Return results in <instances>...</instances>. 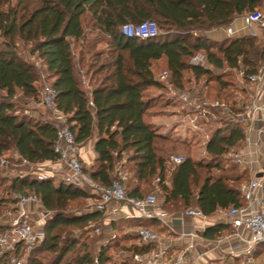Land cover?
<instances>
[{
    "label": "trees",
    "instance_id": "1",
    "mask_svg": "<svg viewBox=\"0 0 264 264\" xmlns=\"http://www.w3.org/2000/svg\"><path fill=\"white\" fill-rule=\"evenodd\" d=\"M263 5L264 0H0V158L13 151L30 164L59 161L55 125L27 115L14 101L18 91L35 99L41 94V74L21 56V41L31 44V53L46 67L58 93V108L67 115L77 143L85 145L97 131L98 158L92 167L84 165L96 182L109 186L117 163L125 160L132 172L130 183L136 182L129 189L125 185L129 194L143 197L142 185L160 178L157 185L166 211L199 208L209 216L219 209L245 205L241 192L245 174H232L223 160L227 152L243 146L244 125L231 120L216 128L206 143L208 160L189 155L183 163L173 164L161 147L171 137L146 120L153 106L148 92L163 87L157 74L165 65L178 90H189L191 80L185 73L191 71L196 81L203 77L215 81L218 93L214 98L227 101L220 94L229 83L221 73L215 77L212 68L243 67L244 78L258 74L264 65L262 41L251 35L215 40L194 33L229 26ZM86 15L99 30L93 39L87 37ZM144 20H155L159 35L140 39L123 33V25ZM199 52L205 53L208 67L190 62ZM80 70L89 77L88 89ZM10 186L15 195L0 196V217L8 204L17 208L19 196L30 193H36L51 213L44 223L45 239L32 249L25 264H135L132 255L113 263V245L96 249L93 242L71 235V227L95 224L100 233L107 229L111 238L117 237V222L109 227L104 212L70 210L74 201L91 196L89 189L32 173L15 177ZM225 228L228 224L210 227L204 236L217 238ZM153 248L132 245L124 249L144 255ZM0 264H9L8 259H0Z\"/></svg>",
    "mask_w": 264,
    "mask_h": 264
},
{
    "label": "built area",
    "instance_id": "2",
    "mask_svg": "<svg viewBox=\"0 0 264 264\" xmlns=\"http://www.w3.org/2000/svg\"><path fill=\"white\" fill-rule=\"evenodd\" d=\"M245 29L251 36L258 37L259 31L264 30V8L256 9L247 12L242 16ZM122 31L126 36L138 37L140 39L151 38L159 35L160 28L155 20H144L138 24L127 23L123 25ZM226 33L229 37H234L235 29L229 25L226 27ZM193 64L209 66L207 57L204 54H196L193 57ZM244 76V71H242ZM169 72L164 70L160 74L161 80H166L169 77ZM251 81L262 79V75L252 74L248 78ZM40 102L49 111L50 120L56 127L55 151L59 154V162L64 168L71 173L69 182L93 191L99 195L98 203L94 206L95 210L104 212L105 215L117 213L120 209L119 205H127L135 210L136 217L157 218L166 223V218L169 213L161 209L160 201L155 192L144 195L143 197H135L129 194L124 183L125 177L114 179L109 186H103L96 182L85 170L81 158V147L76 141V137L68 123V117L65 113L59 110L57 105V90L51 84H44L40 92ZM178 99L187 107L197 109L193 115H188L187 119L191 127L198 129L199 118L206 110V102L200 95L195 94L191 90L176 91ZM210 105L220 109L224 114L230 115L233 113L229 103L224 100L215 99ZM204 109V111L202 110ZM253 110L262 112V120L264 123V101L260 104H253ZM236 161L247 164L241 152L235 153ZM5 163L4 159H0ZM185 157L182 155H171L170 161L173 164L179 165L183 163ZM27 162L26 160H24ZM28 163V162H27ZM38 177L44 178L46 175L38 174ZM160 178L156 179L159 182ZM261 188V182L258 179H253L241 186V192L246 200V204L242 206H232L229 209L223 210V218L225 221L232 224L235 228V235L240 241L247 243V247L242 251V264H260L257 262L254 254L258 246L264 243V201L257 197V193ZM40 199L36 193L19 196V202L16 207L18 215L11 218L5 225L0 224V259L7 258L9 264H25L28 260L32 249L41 244L46 237L44 223L46 218L39 220H30V216L26 211V205L29 203L39 202ZM111 205H115L112 207ZM187 215L204 218V213L199 208H190L185 212ZM46 216V215H45ZM49 216V214H48ZM32 218V217H31ZM91 233H100L98 225H90ZM248 231L250 236L246 237L242 231ZM139 239L143 243L159 242L160 236L152 229L140 227L137 230ZM133 258L145 264H185V255L179 259L171 260L168 256L167 248L160 246L150 256L131 253ZM235 253H232V264H236Z\"/></svg>",
    "mask_w": 264,
    "mask_h": 264
},
{
    "label": "rangeland",
    "instance_id": "3",
    "mask_svg": "<svg viewBox=\"0 0 264 264\" xmlns=\"http://www.w3.org/2000/svg\"><path fill=\"white\" fill-rule=\"evenodd\" d=\"M264 8V5L263 7ZM240 21V20H239ZM241 23V21H240ZM84 25L86 27L87 37L93 39L98 33L99 30L94 27L93 20L91 19L90 15H86L84 18ZM236 28V24H234ZM240 31L238 33L241 34ZM261 32V31H259ZM205 35V32H195L194 35ZM258 38V37H257ZM262 41V45L264 47V41L261 38H258ZM19 44V52L23 58L26 60L34 63L38 68L41 79L38 83L39 89L41 90L44 84H51L52 79L49 78L47 69L43 65L42 60L38 57L37 54L31 53V44H25L21 41L18 42ZM105 44H99V47H104ZM80 47L77 45L74 50L76 52V57L78 55ZM200 54H204V52H199ZM198 54V53H197ZM193 63V58L190 60ZM82 69H84L82 67ZM166 66L160 67L158 71V79L163 83V87H152L149 89L148 96L153 99V106L150 111L156 112L155 115L147 114L146 120L147 122H153L158 127L160 132L168 134L170 133V141L161 143L162 150L167 156L175 155H182L187 157L189 155L193 156L196 159H203L208 160L209 154L206 152V143L209 140L211 133L218 127L224 126L225 122L231 121V119L225 117L222 111L218 108H214L210 105L211 102L215 101L214 98L216 93H218V86L217 83L213 80H206L205 77L196 81L193 73L191 71H187L185 73V77H188L191 81L188 84L189 90L195 92V94L200 95L204 100H206L208 105L204 106L206 112L202 114L199 118V127L198 129H194L191 127L190 122L187 119L188 115H193L196 113L197 109H191L185 106L177 97L176 91H179L173 83H171V75L166 80L160 79V74L166 70ZM213 69V74L216 77L219 73H221L222 77L228 81L229 86L222 91V98H226L229 105H233L232 100H234V96L242 87L245 85L243 82V74L244 68L238 69H229L225 67L222 72L216 68ZM80 75L83 80L84 86L87 87L89 77L84 75V71L80 70ZM220 75V74H219ZM187 86V87H188ZM191 87V88H190ZM16 105H18V109H21L24 113L32 117H42L47 119L50 117L49 111L41 105L40 97L35 98H28L26 97L21 91H18L16 97L14 98ZM202 108V110L204 111ZM164 112V113H161ZM238 150V149H237ZM229 151L223 156L224 164L228 166V169L232 171V174H239L243 173L244 164L236 161L235 153L236 151ZM240 152V151H238ZM2 159L5 160V163H2L0 160V196L1 197H14L15 194L11 193V181L15 177L24 176L28 173H32L34 175L42 174V175H51L56 181L59 180H66L68 181L71 173L64 168L62 163H60V168L54 170L45 166L43 164L35 163L30 164L25 162L17 153L13 151H9L1 156ZM0 158V159H1ZM58 171V172H57ZM125 177V178H123ZM132 172L130 166H128L124 160V162L117 163L115 171H114V179L123 178L124 183L129 189L132 187L136 182H131ZM246 177V176H245ZM247 178V177H246ZM246 183L245 179L242 183ZM143 193L149 194L155 192L159 198L160 206H164V196L161 189H159L157 182L155 180L152 181L151 184H143L142 185ZM90 197L87 199H79L74 201L71 206L70 210L73 212H88L93 210L94 206L98 203L99 195L91 194ZM39 202H36L35 209L36 217L37 218H30V220H39V218H48V214L51 213L45 210L43 206L40 208ZM194 209V208H193ZM18 215V210L15 208L14 204H8L4 210L3 214L0 217V224L5 225L8 223L12 217ZM46 215V216H45ZM39 217V218H38ZM35 219V220H34ZM104 226V225H103ZM102 226V227H103ZM159 229V225H157ZM71 235L74 237L81 238L83 241H91L94 243L96 249L103 245H113L111 249V253H113V263H119V261L123 258H126L131 252L127 251L126 244H123L122 240L124 238L125 226L122 224H117L114 227V231L116 230L117 237L111 238V233L104 230L103 233H91L90 227L84 228H70ZM138 230V229H137ZM137 230L131 234L137 238ZM160 230V229H159ZM225 234L222 235V237ZM110 239V240H109ZM123 248V250H122ZM128 249V247H127ZM44 254L41 255L43 257ZM232 255L225 256L224 260L226 264H232V260L230 259ZM256 256V254H254ZM49 257V256H48ZM242 258H237L236 264H242ZM135 264H145L138 262L136 260ZM259 263V261H257Z\"/></svg>",
    "mask_w": 264,
    "mask_h": 264
},
{
    "label": "crops",
    "instance_id": "4",
    "mask_svg": "<svg viewBox=\"0 0 264 264\" xmlns=\"http://www.w3.org/2000/svg\"><path fill=\"white\" fill-rule=\"evenodd\" d=\"M242 16L243 15L235 18L230 24L236 31L235 37L249 35L248 31L244 27ZM234 24H236V28L234 27ZM226 27L228 26L210 29L205 31V35L215 40H224L225 38L229 37L226 33ZM240 31L243 32L238 35ZM259 34L260 35L258 38L260 37L261 40L264 41V30ZM220 72H222V70ZM259 73L262 75V79L256 81H251L247 78H244L243 76L242 79L245 85L242 87V89H240V91H238V93L235 94L234 100H232L234 104L233 113L230 115H226L223 112L222 113L225 117L231 120L240 121L245 127L246 140L241 148L235 150H237L236 152L240 151L247 161V164H244L243 167V172L247 177H245L246 183L253 179H258L261 182V188L257 193V197L264 201L263 115L260 110L252 109L253 104H260L264 101V65L260 69ZM86 88H89L88 85ZM148 114L155 115L156 112L155 110H149ZM149 123L153 124L159 129L155 123ZM169 134L170 133L165 135L170 136ZM96 138L97 131L93 140H90L85 145L80 146L82 162L86 168L92 167L98 158V153L95 149ZM41 164L54 170L60 168L59 161H46ZM167 183L170 184V181ZM243 184H245V182ZM90 192L91 194H95L93 191ZM35 204L36 203H29L26 205V211L32 218H37L35 211L37 207H35ZM38 204H40V208L43 206L41 201H39ZM111 206L114 207L115 205ZM119 207L120 209L118 212L108 216L105 220V223L109 227L113 221L117 222V224H122V226H125L124 238L122 242L123 244H126V247H130L132 245H137L143 248L150 245L154 246L152 250L144 254L145 256H150L160 246H163L167 248L168 256L171 260L179 259L185 255V264H226L224 260L225 256H230L234 252L236 255L235 260H237V258H242V251L247 247V243L240 241L235 235V228L232 226V224L224 220L222 209H219L214 214L204 218L187 215L185 213L186 211H167L169 215L166 218L165 223L158 219L136 217L135 210L130 206L122 204L119 205ZM159 207L163 209L161 206ZM219 224H228V228L223 230V234H225V236H219L217 238L211 239L204 236L206 229ZM157 225H159L160 230H155L158 228ZM140 227H147L154 230L160 236L161 243L157 241L143 243L140 241V239L132 237L134 234H131L130 232L134 233ZM242 232L244 236H250L248 231L245 230ZM255 254L256 260L259 261L260 264H264V243L258 246ZM230 259L232 260V257H230Z\"/></svg>",
    "mask_w": 264,
    "mask_h": 264
}]
</instances>
